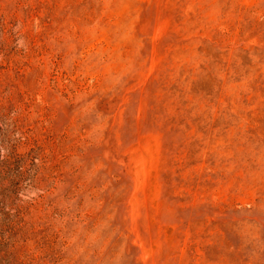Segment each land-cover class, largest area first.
<instances>
[{
	"label": "rangeland",
	"instance_id": "obj_1",
	"mask_svg": "<svg viewBox=\"0 0 264 264\" xmlns=\"http://www.w3.org/2000/svg\"><path fill=\"white\" fill-rule=\"evenodd\" d=\"M0 264H264V0H0Z\"/></svg>",
	"mask_w": 264,
	"mask_h": 264
}]
</instances>
